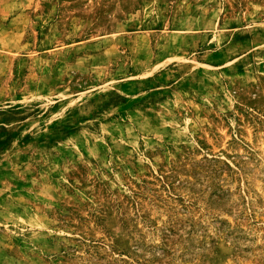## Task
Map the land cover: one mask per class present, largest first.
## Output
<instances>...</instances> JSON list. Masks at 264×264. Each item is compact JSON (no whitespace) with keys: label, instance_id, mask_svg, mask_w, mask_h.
Instances as JSON below:
<instances>
[{"label":"rangeland","instance_id":"374dc122","mask_svg":"<svg viewBox=\"0 0 264 264\" xmlns=\"http://www.w3.org/2000/svg\"><path fill=\"white\" fill-rule=\"evenodd\" d=\"M0 264H264V0H0Z\"/></svg>","mask_w":264,"mask_h":264}]
</instances>
